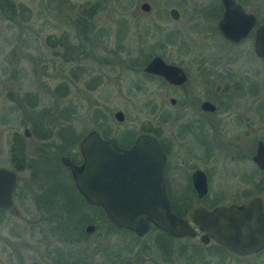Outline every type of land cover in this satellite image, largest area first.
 I'll use <instances>...</instances> for the list:
<instances>
[{"label": "flooded vegetation", "instance_id": "flooded-vegetation-1", "mask_svg": "<svg viewBox=\"0 0 264 264\" xmlns=\"http://www.w3.org/2000/svg\"><path fill=\"white\" fill-rule=\"evenodd\" d=\"M162 1L158 8L146 0L127 4L124 19L115 23L127 28L115 42L125 39L157 48L146 53L140 70L135 69L141 78L125 101L147 108L141 119L131 118L117 132L112 121L98 117L93 119V129L75 134L66 124L67 110L55 116L53 110L44 109L28 119L33 132L24 124L22 136L10 140L7 165L0 152V170L14 175L11 204L0 208V218L16 213L19 205L24 210H44L49 222L43 234L35 230L32 235L28 264H264V168L253 160L257 157L264 164V0ZM99 8L88 5L82 10L84 20L92 21L89 27H94ZM103 38L90 33L86 41ZM56 40L67 57V37ZM154 58L175 70L163 76L145 73ZM148 83H153L152 90ZM61 88V96H66L64 83ZM19 98L13 97L17 108L33 106L30 94ZM117 112L122 114L120 122L114 117ZM112 118L116 124L124 122L120 110ZM92 132L124 150L140 136L156 141L163 155L162 187L168 211L185 224L188 234L178 229L169 234L147 222L138 235L114 226L99 206L86 202L61 160L68 158L80 167L79 144ZM38 164L44 171L56 167L65 173L66 182L59 176L53 180L59 196L47 199L49 181L42 178ZM75 208L76 227L68 233L62 226ZM218 208H236L238 215L230 221L228 212L219 218H202ZM195 212L199 216L194 219ZM205 224L212 228L203 229ZM86 227L92 230L86 232ZM229 230L237 249L252 252H229L221 244L230 240ZM38 234L42 237H35ZM104 238L109 244L101 243ZM88 239L91 244H85ZM64 241L76 245L77 254L60 248ZM17 263L25 264L21 256Z\"/></svg>", "mask_w": 264, "mask_h": 264}, {"label": "rangeland", "instance_id": "rangeland-1", "mask_svg": "<svg viewBox=\"0 0 264 264\" xmlns=\"http://www.w3.org/2000/svg\"><path fill=\"white\" fill-rule=\"evenodd\" d=\"M140 2L142 0H0V152L6 159L5 165L8 164L10 140L22 136L24 124L32 131L28 119L39 116L44 109L53 110L55 116H59L62 109L67 110L66 124L75 134L93 129L94 118L100 117L108 123L112 121L117 132H122L131 118L144 116L147 108H137L140 106L125 102L132 92V85L141 78V66L133 68L131 65L135 62L142 64L146 53L156 52L157 48L152 43L125 39L115 42L116 36L126 35V25L115 26L124 19L125 6ZM146 2L154 8L163 4L162 0ZM88 5H100L91 33L102 35L101 42L84 41L76 34L74 25L77 19L82 24H92L90 19L84 20L82 16V10ZM61 35L67 37L69 46L78 44L71 58L69 48L67 57L61 54L60 42L56 40ZM105 36L109 38L105 39ZM132 57L137 59L130 60ZM63 83L66 96H61ZM152 85L148 83V88H153ZM27 94L32 97V107L21 109L13 105V97L18 96L21 100ZM116 110L124 114L122 124H116L112 118ZM38 167L42 178L49 181L47 199L59 196L53 180L59 176L66 182L65 173L56 167L47 171L42 164ZM18 206L15 205L16 213L11 211L0 218V264H18L19 256L28 264L33 248L32 235L35 230L43 234L49 224L44 219V210H24ZM76 221L75 208L62 228L70 233L76 227ZM39 234L35 237H42ZM69 243L64 241L59 246L70 252L69 255L77 254L76 245ZM91 243V239L85 241V244ZM101 243L109 244L106 238Z\"/></svg>", "mask_w": 264, "mask_h": 264}, {"label": "water", "instance_id": "water-1", "mask_svg": "<svg viewBox=\"0 0 264 264\" xmlns=\"http://www.w3.org/2000/svg\"><path fill=\"white\" fill-rule=\"evenodd\" d=\"M142 9H146V5H142ZM174 70L159 58L152 59L144 68L145 73L162 76ZM114 117L119 122L122 120L120 112L115 113ZM259 150L261 153L262 150ZM79 152L82 158L80 167L76 168L68 158L61 162L71 173L77 191L88 204L99 206L111 224L130 229L138 235L146 230L147 222L169 234L177 229L182 234H188L185 224L174 219L168 211L162 187L163 155L153 138L140 136L130 149L124 150L113 142L101 140L92 132L79 144ZM253 160L264 168L257 157ZM13 184L14 175L0 170L1 209H7L11 204L10 188ZM204 187L203 178L201 189ZM227 212L229 221L238 215L236 208H218L210 214L205 213L202 218H219ZM198 216L197 212L193 214L194 219ZM210 228L207 224L203 226L205 230ZM91 230L92 227H86V232ZM228 236V242L220 243L229 252L237 255L252 252L237 249L231 230Z\"/></svg>", "mask_w": 264, "mask_h": 264}, {"label": "trees", "instance_id": "trees-1", "mask_svg": "<svg viewBox=\"0 0 264 264\" xmlns=\"http://www.w3.org/2000/svg\"><path fill=\"white\" fill-rule=\"evenodd\" d=\"M89 14V16H92L93 15V12H90V13H88ZM84 25V27H82L81 25ZM84 24H82V22H80V21H78V19L75 21V25H76V27H75V25H74V23H73V25H74V28H76V34L77 35H81L82 37H83V39H84V41H86V38H87V36L92 32V30H93V28L94 27H89L88 26V24L85 22ZM64 36V35H63ZM77 45L78 44H71L70 46H69V56H70V58H71V53H72V51H74V49H78L77 48ZM137 61V60H136ZM72 62H73V60H72ZM142 62V61H141ZM133 68H138V67H140L141 65H139L138 64V62L136 63H133L132 65H131Z\"/></svg>", "mask_w": 264, "mask_h": 264}]
</instances>
